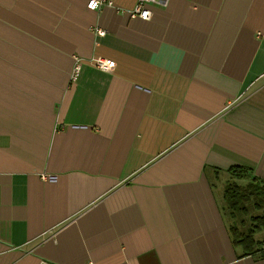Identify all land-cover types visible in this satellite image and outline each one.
Instances as JSON below:
<instances>
[{"label": "crops", "instance_id": "1", "mask_svg": "<svg viewBox=\"0 0 264 264\" xmlns=\"http://www.w3.org/2000/svg\"><path fill=\"white\" fill-rule=\"evenodd\" d=\"M89 1L0 0V264H264L223 200L264 183V0Z\"/></svg>", "mask_w": 264, "mask_h": 264}, {"label": "trees", "instance_id": "2", "mask_svg": "<svg viewBox=\"0 0 264 264\" xmlns=\"http://www.w3.org/2000/svg\"><path fill=\"white\" fill-rule=\"evenodd\" d=\"M232 176L239 180L247 179L243 169L233 168ZM223 200L230 218L239 216L240 219L247 217L250 212L264 211V183L254 178L245 186L236 183L228 184L224 189ZM240 227H229V236L234 247L240 248L243 255H252L260 247V242L254 240L255 234L264 230V213L251 216L250 226L246 227L243 220L239 221Z\"/></svg>", "mask_w": 264, "mask_h": 264}, {"label": "built area", "instance_id": "3", "mask_svg": "<svg viewBox=\"0 0 264 264\" xmlns=\"http://www.w3.org/2000/svg\"><path fill=\"white\" fill-rule=\"evenodd\" d=\"M169 0H136L134 8L128 12L131 19H139L142 21H148L151 18L150 6L158 8H166ZM105 2L103 0H90L87 4V9L90 11L97 10ZM95 67L103 72H111L113 65L111 62L102 58L93 60ZM79 65L75 64L72 72V80H75L79 72ZM42 264H50L43 262Z\"/></svg>", "mask_w": 264, "mask_h": 264}, {"label": "rangeland", "instance_id": "4", "mask_svg": "<svg viewBox=\"0 0 264 264\" xmlns=\"http://www.w3.org/2000/svg\"><path fill=\"white\" fill-rule=\"evenodd\" d=\"M239 184H240L239 186H242V185L245 186V183H243V182H239ZM224 211H225V216L227 218L228 227H231L234 225L240 227V223H239L240 220H243L245 222V226L248 227V226H250L251 216H258V215H262V213H264V211L255 212V213L250 212L247 217H243L242 219H240L239 216H236L235 218H230L229 212L226 209V205H225ZM262 231H264V230H262ZM254 240H257V239L254 237ZM258 240H260V242L264 243V233H261V236L259 237Z\"/></svg>", "mask_w": 264, "mask_h": 264}]
</instances>
